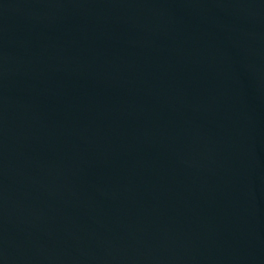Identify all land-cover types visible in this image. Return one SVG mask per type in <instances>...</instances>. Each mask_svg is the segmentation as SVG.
<instances>
[{
    "label": "water",
    "instance_id": "water-1",
    "mask_svg": "<svg viewBox=\"0 0 264 264\" xmlns=\"http://www.w3.org/2000/svg\"><path fill=\"white\" fill-rule=\"evenodd\" d=\"M0 264H264V0H0Z\"/></svg>",
    "mask_w": 264,
    "mask_h": 264
}]
</instances>
